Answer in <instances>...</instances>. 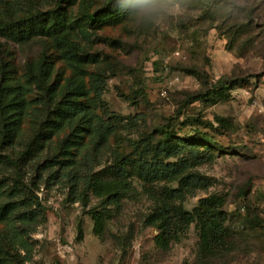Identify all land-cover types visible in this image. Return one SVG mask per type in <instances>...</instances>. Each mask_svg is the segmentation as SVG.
Returning a JSON list of instances; mask_svg holds the SVG:
<instances>
[{
    "label": "rangeland",
    "instance_id": "obj_1",
    "mask_svg": "<svg viewBox=\"0 0 264 264\" xmlns=\"http://www.w3.org/2000/svg\"><path fill=\"white\" fill-rule=\"evenodd\" d=\"M232 1L252 13V32L234 35L237 21L230 11ZM56 3L57 0H0V13L7 19L49 11L50 25L59 24V30L25 41L0 36V84L22 85L27 91L26 113L12 149L19 152L38 131L46 132L25 170L31 173L33 164L56 152L71 133L67 125H43L45 112L33 100L37 91L30 68L37 69L45 60L51 81L58 85L60 93L70 81L88 89L92 77L100 74L106 80L101 101L125 120L115 122V134L98 154L97 169L120 159L126 152V141L142 134L143 120H136V126L131 121L139 114L145 115L150 132L171 125V130L177 132L198 129L206 133L208 140L217 143L219 156L194 170L201 176V184L182 187L174 204L178 209L193 211L210 194L224 196L231 219L229 227L241 239L235 241L236 249L216 264H264V42L259 38L264 35V0H225L224 13L216 21L205 19L201 9L179 4V16L165 17L158 24L137 15L134 0H75L59 12L55 11ZM118 7L123 8L124 16L109 17L97 28L89 27L83 18L84 11ZM68 39L80 44L78 57L86 55L82 60L63 56ZM191 66L206 71L212 83L222 76H237L243 86L230 90L226 100L214 105L191 100L189 95L205 87L187 72ZM218 118L228 119L237 131L223 132ZM92 146L91 137L84 132L69 142L75 154H84ZM13 171L9 166H0V176ZM135 185L133 198L124 203L121 214L111 222L115 232L131 226L135 229L126 253L114 240L102 241L95 235L89 207L66 201L56 188H42L39 196L47 208V220L33 235L38 245L29 264H196V222L169 251L158 249L154 243L157 230L143 224L156 200L146 194L142 184ZM150 187L160 197L162 190L176 188L177 183ZM248 201H252L261 219L251 229L237 225ZM3 229L0 223V231Z\"/></svg>",
    "mask_w": 264,
    "mask_h": 264
},
{
    "label": "trees",
    "instance_id": "obj_2",
    "mask_svg": "<svg viewBox=\"0 0 264 264\" xmlns=\"http://www.w3.org/2000/svg\"><path fill=\"white\" fill-rule=\"evenodd\" d=\"M73 1L57 0L55 11H62L64 5ZM176 2L201 9L203 17L213 21L218 20L225 10V0ZM232 4L230 11L235 13L233 19L237 21L234 35L240 37L252 32V13L237 1H232ZM50 15L49 11H41L19 19H7L0 13V36L25 41L51 30H59L58 23L50 25ZM123 16L122 7L83 12V18L91 28H97L109 17L117 19ZM259 38L264 42V35ZM63 47L65 58H77L82 48L71 39L66 40ZM84 56L78 58L82 60ZM187 72L205 86L189 95L191 100H202L210 105L226 100L230 90L243 86L241 77L237 76H222L212 83L207 72L198 66H191ZM30 75L37 91L33 100L45 112L43 125H67L71 133L56 152L37 160L31 173L26 171L24 166L37 153L46 132L38 131L23 150L16 153L12 149L26 113L27 91L22 85L0 84V166L14 169L11 175L0 176V223L4 225L0 231V256H6V259L0 258V264L33 262L38 245L33 235L47 220V208L39 196L42 188H56L64 194L66 201L89 207L95 235L102 241L114 240L126 253L132 244L135 229L131 226L126 231L115 232L111 222L121 214L124 203L133 198L136 182L142 184L152 200H156L155 206L144 217L143 224L157 230L154 243L158 249L169 251L181 240L193 221L199 236L196 264H216L236 249L235 241L241 239V235L229 227L231 219L224 196L210 194L193 211L183 207L178 209L174 204L182 193V187L201 184L202 178L194 170L212 163L219 156L216 154L217 143L208 140L206 133L198 129L177 132L171 130V125L150 132L145 115L139 114L131 121L136 126V120H143L142 134L138 139L126 141V152L120 159L97 169L100 164L98 154L108 147L111 136L115 134L116 123L121 124L125 120L101 101L106 88L105 77L95 74L88 89L70 81L65 91L60 93L58 85L51 81L45 60L37 69L30 68ZM98 109L103 111L102 114ZM217 122L223 132L237 131V127L226 118H218ZM81 132L91 137L93 146L84 154L72 153L70 139ZM159 183H177V187L166 188L157 197V191L150 186ZM248 202L237 223L238 227L245 229L254 228L261 221L252 201ZM82 235L80 227V237Z\"/></svg>",
    "mask_w": 264,
    "mask_h": 264
},
{
    "label": "clouds",
    "instance_id": "obj_3",
    "mask_svg": "<svg viewBox=\"0 0 264 264\" xmlns=\"http://www.w3.org/2000/svg\"><path fill=\"white\" fill-rule=\"evenodd\" d=\"M137 15L150 23H159L165 17L180 15L176 0H134Z\"/></svg>",
    "mask_w": 264,
    "mask_h": 264
}]
</instances>
